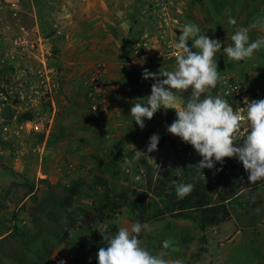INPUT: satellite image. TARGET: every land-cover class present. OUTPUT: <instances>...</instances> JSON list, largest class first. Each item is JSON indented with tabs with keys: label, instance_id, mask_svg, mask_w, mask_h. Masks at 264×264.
<instances>
[{
	"label": "rangeland",
	"instance_id": "rangeland-1",
	"mask_svg": "<svg viewBox=\"0 0 264 264\" xmlns=\"http://www.w3.org/2000/svg\"><path fill=\"white\" fill-rule=\"evenodd\" d=\"M12 2L19 4L17 14ZM204 3L0 0V264L89 263L92 251L85 237L108 225L102 222L89 228L84 223L85 212L94 213L104 194L96 176L106 178L115 192L128 190L135 196L146 192L148 165L153 180L166 186L181 178L184 170L194 179L216 178L222 165L201 168L202 157L194 148L167 131L175 109L161 108L145 120L143 129L129 113L132 103L146 102L151 93L154 80L143 78L144 69L157 73L173 68L175 56L182 51L175 48L180 30L186 23L196 25L194 18L203 14ZM253 15L262 18L264 10H254ZM22 30L29 32L28 49L13 41ZM221 53L217 85L221 87L222 77L229 78L241 84L249 101L264 99V51L256 50L239 62L228 61ZM129 63L137 71V100L124 75ZM99 66L108 72L110 114L103 126L87 95L88 80ZM110 78H116L114 90ZM75 87L85 90L84 98ZM218 90L209 89L201 99L204 95L221 97ZM176 95L179 107L191 89ZM243 104L237 98L231 100L234 112L241 116L246 115L247 103L241 113L237 109ZM25 113L33 119L18 122L17 116ZM241 124L234 144L243 142L248 129L247 120ZM154 133L160 136L157 150L145 153L144 136ZM121 155L126 157L117 167L104 163ZM116 168L120 173L114 175ZM45 172L56 178L53 189L42 181H52L42 175ZM247 175L241 163L242 193L227 201L229 220L201 230L194 220L166 215L145 224L141 246L168 264H264V183L248 187ZM26 179L36 184L35 199ZM79 179L83 185L70 208L61 209L51 201V191L64 196L66 186ZM222 194L224 185L220 184L212 202H219ZM118 202L109 222L118 228L130 227L137 222L138 211L133 213L125 202ZM15 225L25 228L27 248L9 236Z\"/></svg>",
	"mask_w": 264,
	"mask_h": 264
},
{
	"label": "clouds",
	"instance_id": "clouds-1",
	"mask_svg": "<svg viewBox=\"0 0 264 264\" xmlns=\"http://www.w3.org/2000/svg\"><path fill=\"white\" fill-rule=\"evenodd\" d=\"M228 23L236 25L237 22L230 18ZM180 33L175 48L182 51L175 56L173 68L160 69L157 73L144 69L143 78L151 77L154 83L146 102L132 103L129 111L132 121L143 129L145 120H151L161 108L175 109L176 118L167 126V131L194 148L202 157L201 168L213 169L217 163L223 165L225 157H235L248 173L249 183L264 180V99L247 100L244 116L234 112L227 100L220 96L204 95L201 99L202 94L215 88L220 79L214 57L224 41L210 38L192 23L184 24ZM248 33L247 27H239L231 35V43L223 47V54L229 61H243L264 48V38L250 41ZM189 88L191 95L186 101L181 100L177 107L176 92ZM242 120H247L248 129L243 142L234 144ZM159 140L158 133L152 134L145 153L157 150ZM173 184L179 199L192 191L191 184H177L175 181ZM107 227L98 230L105 246L98 249L97 264H168L162 256L141 246L139 236L146 225L137 221L130 227H119L115 233L108 232Z\"/></svg>",
	"mask_w": 264,
	"mask_h": 264
},
{
	"label": "trees",
	"instance_id": "trees-1",
	"mask_svg": "<svg viewBox=\"0 0 264 264\" xmlns=\"http://www.w3.org/2000/svg\"><path fill=\"white\" fill-rule=\"evenodd\" d=\"M135 64H127L125 69V79L127 84L130 86V92L133 99H139V94L136 89L137 85V71L134 66ZM3 68L0 67V72ZM219 89V85L215 87V90ZM234 96H229L232 100ZM176 118V116H175ZM174 118V119H175ZM33 116L31 114H23L17 116V121H31ZM149 142V137L144 136L143 147L146 148ZM126 156H114L109 162H104L107 165L112 164V166H118L119 161H123ZM101 163V160H99ZM229 165V167H228ZM241 162H239L235 157L231 158L230 162L224 161L223 165L219 170L216 171V178L210 180H203L200 178L194 179L190 177V173L185 170L181 174V178H174L177 184L185 183L191 184L192 191L189 195L183 199H179L176 196L175 185L173 181H170L168 186L161 183H156L151 174L150 166L148 165L147 174V189L143 194L140 193L138 196L130 195L128 190H123L115 192L112 190L108 184V180L102 176H96V183L103 189V197L101 198L100 204L95 206L94 213L85 212L84 223L91 228L94 224L107 223V231L115 233L118 230L117 224L114 222H109L112 215L116 213L114 207L119 205L118 201H123L128 205L133 213L138 211V220L142 224H146L150 220L162 219L166 215H171L175 218H184L194 220L201 230H205L210 226L219 225L230 219L231 211L227 205L229 199L238 198L241 193L239 190L240 182L238 180V168ZM120 173V170L116 168L113 172L114 175ZM248 177V175L246 176ZM247 179V178H246ZM43 182H47L50 189L55 187L54 184L49 182L48 179H42ZM26 185L29 188V194L35 199L36 198V184L34 181L26 179ZM172 182V183H171ZM264 183V180L257 181L255 183H249L247 179V186L257 187L258 185ZM220 184L224 185V194H222L221 200L219 202H212L211 198L214 193L219 191ZM83 185L82 181L75 180L70 186H66L67 194L64 196L50 194V199L61 209L67 210L73 205L74 197L80 191V187ZM54 194V195H52ZM138 209V210H136ZM105 229L96 228L93 232H90L88 236L85 237V242L90 246L92 251L91 261L87 264H97V252L100 247L105 246V242L99 231ZM143 231V230H142ZM25 228L15 225L10 232L9 236L16 242L24 245L27 248V242L25 241ZM142 234V232H141ZM141 234L139 239L141 238Z\"/></svg>",
	"mask_w": 264,
	"mask_h": 264
},
{
	"label": "crops",
	"instance_id": "crops-1",
	"mask_svg": "<svg viewBox=\"0 0 264 264\" xmlns=\"http://www.w3.org/2000/svg\"><path fill=\"white\" fill-rule=\"evenodd\" d=\"M200 10H202L203 14L194 18L196 26L205 31L210 38L224 41L222 49L218 51L219 55L216 54L214 57L215 60L224 57L221 53L223 52V47L231 43V35L239 27H247L249 29L250 41L264 38V17L258 18L253 15L254 10H264V0H244L243 2L242 0H205L204 6ZM230 18L236 20V25L228 23ZM259 50L264 51V48ZM224 60L226 59L224 58ZM253 61L260 62L259 59H253ZM110 80V88L112 87L114 90L116 78H110ZM75 89L78 92V96L84 98L85 90L81 87H75ZM42 175L48 176L47 178L52 180L51 183L56 180V178H51L53 176L49 173L45 172Z\"/></svg>",
	"mask_w": 264,
	"mask_h": 264
},
{
	"label": "built area",
	"instance_id": "built-area-1",
	"mask_svg": "<svg viewBox=\"0 0 264 264\" xmlns=\"http://www.w3.org/2000/svg\"><path fill=\"white\" fill-rule=\"evenodd\" d=\"M12 7L15 14L18 13L19 4L17 2H12ZM15 45L28 49L30 47L29 32L27 30H22L13 39ZM88 102L91 110L95 112L100 119L102 126L109 117L110 105L107 98V85H108V72L105 66H99L95 76L88 80ZM219 93L222 98L227 100L231 105V100L229 96H234L244 104L238 107V111L241 113L247 100H250L249 94L245 92L241 84L237 81L229 80V78H221V87L219 86ZM232 106V105H231Z\"/></svg>",
	"mask_w": 264,
	"mask_h": 264
}]
</instances>
